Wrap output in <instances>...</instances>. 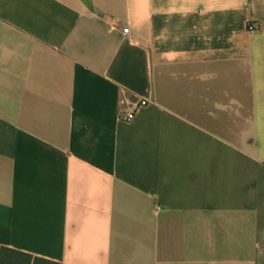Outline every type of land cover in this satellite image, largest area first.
Segmentation results:
<instances>
[{
  "label": "crops",
  "instance_id": "1",
  "mask_svg": "<svg viewBox=\"0 0 264 264\" xmlns=\"http://www.w3.org/2000/svg\"><path fill=\"white\" fill-rule=\"evenodd\" d=\"M0 245L264 264V0H0Z\"/></svg>",
  "mask_w": 264,
  "mask_h": 264
},
{
  "label": "built area",
  "instance_id": "2",
  "mask_svg": "<svg viewBox=\"0 0 264 264\" xmlns=\"http://www.w3.org/2000/svg\"><path fill=\"white\" fill-rule=\"evenodd\" d=\"M109 19L111 20V25L113 28H118L122 26L121 21L119 20V18H117L114 15H110ZM123 32L127 33L129 32V27H123ZM248 29L251 32L256 31V27L255 25H253L252 23H249L248 25ZM149 103V100L145 99V98H139L137 100L134 101H129L126 99H121L120 100V108H119V118L121 120H125V121H131L135 118L138 110L147 105Z\"/></svg>",
  "mask_w": 264,
  "mask_h": 264
},
{
  "label": "trees",
  "instance_id": "3",
  "mask_svg": "<svg viewBox=\"0 0 264 264\" xmlns=\"http://www.w3.org/2000/svg\"><path fill=\"white\" fill-rule=\"evenodd\" d=\"M0 264H64L45 258H33L32 255L0 245Z\"/></svg>",
  "mask_w": 264,
  "mask_h": 264
}]
</instances>
